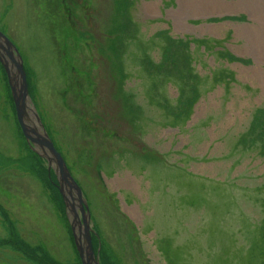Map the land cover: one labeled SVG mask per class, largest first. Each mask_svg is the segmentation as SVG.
<instances>
[{"label":"rangeland","instance_id":"rangeland-1","mask_svg":"<svg viewBox=\"0 0 264 264\" xmlns=\"http://www.w3.org/2000/svg\"><path fill=\"white\" fill-rule=\"evenodd\" d=\"M58 1L0 0V31L88 204L101 264L246 263L250 232L264 229V0H216L215 11L86 0L97 43L85 29L77 42L82 53V42L93 47L96 65L75 56L73 95L49 52ZM180 10L190 12L181 29ZM68 87L75 101L63 99ZM45 165L0 66V264H80Z\"/></svg>","mask_w":264,"mask_h":264},{"label":"water","instance_id":"water-1","mask_svg":"<svg viewBox=\"0 0 264 264\" xmlns=\"http://www.w3.org/2000/svg\"><path fill=\"white\" fill-rule=\"evenodd\" d=\"M0 65L6 75L16 120L26 143L33 153L46 161L48 172H54L80 264H100L98 251L95 254L92 248L91 237L96 234L90 228L88 204L34 109L21 56L1 32Z\"/></svg>","mask_w":264,"mask_h":264},{"label":"bare ground","instance_id":"bare-ground-1","mask_svg":"<svg viewBox=\"0 0 264 264\" xmlns=\"http://www.w3.org/2000/svg\"><path fill=\"white\" fill-rule=\"evenodd\" d=\"M81 1V0H80ZM80 1H78V0H74V2H70L69 0H68V2H70L72 5H74L75 7V9L77 10V9H82V4H79L80 3ZM59 3H57V5L56 6H58L59 8V10H60V13H61V16H60V19H61V21H62V24H61V26H59V24L57 23L56 24V26H52V27H50V25H49V27L52 29V31L54 30L55 32H56V34H55V37H58V42L55 44L54 43V39H53V42H52V44L50 45V47H49V52L50 53H56L57 54V56L59 57V64H60V68H61V70H62V73H63V76H66L67 77V73H68V71H66L67 69H68V67H69V64L70 63H72V61L70 60V63L68 62V61H66L65 60V56L63 57V55H64V53H63V51H64V45L65 46H67V43H68V39H65L64 38V33L63 32H65V35L67 36V37H69V36H71L70 34H68L67 33V31H68V29H70L71 30V28H70V26H69V22H67L68 20H67V18H68V15H67V12H65V8H63L64 6L63 5H60V2H61V0H59L58 1ZM84 2H86V0H84ZM183 4L180 6V9L182 8L183 9V7L184 8H186V6L187 7H191V8H195L196 10L197 9H199V10H201V9H209V10H211V11H215V10H217L218 9V3H216L217 1L216 0H187L186 2L183 0ZM154 6H156V5H153V4H151V5H145L144 6V11H145V13L146 14H149V10H152V8L154 7ZM84 7V6H83ZM188 9V8H187ZM91 10V8L90 7H88L87 6V11H85V13L87 14L89 11ZM81 11V10H80ZM179 14L177 15V18L178 19H181L180 21H177L176 22V25H177V27L179 28V29H181V25H182V19L185 17V16H189L190 15V12L189 11H186V12H184V14H183V12L180 10L179 12H178ZM198 13V12H197ZM211 13H214V12H211ZM88 14H91L90 12L88 13ZM88 14L86 15L87 17H88ZM92 15V14H91ZM198 15H200V14H198ZM203 15V14H202ZM76 15H74L73 17H71V18H75V20H76V22H77V26H76V28H79L80 27V20L77 18V17H75ZM88 19H89V17H88ZM90 21V20H89ZM79 23V24H78ZM91 26V28H94L95 26L94 25H90ZM93 26V27H92ZM60 28H62L60 31H57V30H59ZM58 32H60L59 33V36H58ZM92 39L94 40V41H96L95 39H94V37L92 36ZM256 42H259L258 40L256 41ZM260 43V45L262 46V47H264L263 46V44L261 43V42H259ZM68 48H69V45L67 46ZM93 52H94V50H93ZM90 58H91V60H89V62H91V63H93L94 65H96L94 62H93V60L95 59L94 57H93V55H90ZM71 66V68L70 69H68L69 70V72H71L72 71V65H70ZM66 72V73H65ZM61 73V74H62ZM68 79H69V77H68ZM68 79H66L67 81H68ZM69 86L71 87V89H72V86H73V79L72 78H70L69 79ZM69 88V87H68ZM70 89V88H69ZM80 89H82V87L81 86H77L76 87V90L80 93ZM84 103V102H83ZM81 105H82V102H81ZM31 115V114H30ZM73 116V115H72ZM80 122H84V120L81 118L80 119ZM87 122V121H86ZM89 125V124H88ZM88 125L87 126H85V128L87 129V131H90V130H92V129H89L90 127H88ZM64 163H65V161H64ZM66 164V163H65ZM114 183H116V182H114ZM113 186H116V185H114L113 184ZM128 212H129V215L133 218V219H135V220H137L138 219V215H137V213L133 210V211H129L128 210Z\"/></svg>","mask_w":264,"mask_h":264},{"label":"flooded vegetation","instance_id":"flooded-vegetation-1","mask_svg":"<svg viewBox=\"0 0 264 264\" xmlns=\"http://www.w3.org/2000/svg\"><path fill=\"white\" fill-rule=\"evenodd\" d=\"M69 1L70 2H74V0H69ZM78 1H80V0H78ZM70 2H68V0H61L60 5H63V6L65 5L63 8L66 9L65 12H67V15H68V18H67L68 21L67 22H69L68 24H69V26L71 28V30L68 29V31H67V33L70 34L71 36L67 37L65 35V32L66 31L63 32L64 33V38L65 39H68V42H69V44L67 43V46L69 45V48L64 45V51H63L64 55H63V57L65 56V60L68 61L69 63H70V60L72 61V63H70L69 64V67H68V69H70L71 68L70 65H72V71L69 72L68 69L66 71L69 72V75H68L69 79L70 78L73 79V86H72V92H73V90H75L77 86H80L78 84V82L81 81L78 70L75 69L76 67L73 68V66L76 65V62H78L79 64L81 63V57L79 58V61H78V60L75 59V56L77 54H80V55L83 54L82 57H85V59L88 58L90 60L91 59L90 58V55H93L94 54L93 53V50H94L93 47L92 46L90 47V45L87 42H82L83 46L85 47L83 49V53H82V51L79 50V46H78V42H77L78 41V37L80 38L81 41H83L82 40V36H80V35L83 34L84 29L86 30L88 36L90 38L92 37V35H93L92 32L93 31L92 32L90 31L89 26L87 25V22L89 20H91V22H92L93 18L92 17H89L90 19H88L86 17L85 11H87V4L89 2H84V0H81L79 4H82L81 5L82 6V9H77V10L74 8L75 6L72 5ZM74 12H75V14H74ZM74 15H76L75 17H77L80 20V22H81L80 24L78 23L80 25L79 28H76L77 22H76L75 18H71ZM87 19H88V21H87ZM61 24H62V21H61ZM61 24H60V26H61ZM86 25H87V27H86ZM83 26H84V28H83ZM83 38H86V36H83ZM94 42H96V41H94ZM88 63L90 64L91 62L88 61L87 64ZM70 75H72V76H70ZM69 79H68V83H69ZM69 91H71V89H68V91L66 93L65 92L63 93V99L66 100V102L67 101L68 102L69 101H75V96L74 97H71V98L68 96V92ZM73 94H74V92L72 93V95ZM67 105H68V103H67ZM89 126H90V124H89ZM53 145H54V143H53ZM54 147H55V145H54Z\"/></svg>","mask_w":264,"mask_h":264},{"label":"trees","instance_id":"trees-1","mask_svg":"<svg viewBox=\"0 0 264 264\" xmlns=\"http://www.w3.org/2000/svg\"><path fill=\"white\" fill-rule=\"evenodd\" d=\"M189 117H187V119ZM56 189H57V187H56ZM254 230H255L254 232L253 231L250 232L252 234V241L250 242V244L247 247L246 256H243V258L246 259V263H244V264H254V262L256 264H264V233L262 234V231H261L264 229L259 227L258 229H254ZM93 251H94V253H97V251L94 250V248H93ZM98 256H99V254H98ZM226 257L227 256H225V258ZM240 260H242V259H239V262H240ZM101 262H102V258H101V261L99 258V263L101 264ZM242 263H243V261H242Z\"/></svg>","mask_w":264,"mask_h":264}]
</instances>
